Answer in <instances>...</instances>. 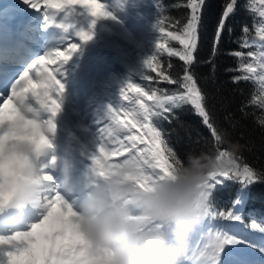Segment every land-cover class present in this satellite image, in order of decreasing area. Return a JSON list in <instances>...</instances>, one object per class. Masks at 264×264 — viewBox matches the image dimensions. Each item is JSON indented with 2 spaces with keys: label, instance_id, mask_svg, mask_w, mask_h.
Returning <instances> with one entry per match:
<instances>
[{
  "label": "snow or ice",
  "instance_id": "6c2138e0",
  "mask_svg": "<svg viewBox=\"0 0 264 264\" xmlns=\"http://www.w3.org/2000/svg\"><path fill=\"white\" fill-rule=\"evenodd\" d=\"M205 2L206 0H183L185 15L182 21L176 20L180 34L168 33L184 48L182 52L169 51L168 54L177 56L185 66L193 63ZM22 4L39 15L45 32L52 26L48 9L70 12H75L76 6L84 9L90 18L87 30L80 28L76 32L84 42L92 40V30L98 20L115 19L110 9L106 10V6L98 0H22ZM239 6L240 0H228L225 4L215 28L214 54L229 19L235 15ZM242 7L259 22L256 29L259 51H249L248 56L256 63L243 66L244 72L252 75L234 76L232 82L258 79L264 91V0H259V8L250 4L249 0H244ZM84 14L80 13L81 16ZM55 27L67 30L63 23H56ZM159 30L163 32L164 28L160 27ZM248 31L249 27L243 26L242 32ZM241 46L249 47V41L245 39ZM156 47L160 48L162 45L157 43ZM46 49L43 54L37 50L35 58L22 68L18 67L11 73L0 71V264H87L83 251L84 241L77 231L76 212L60 194L54 178L44 172L50 164L55 165L56 157L50 156L47 163H42V159L49 154L47 150H53L55 118L61 111L64 86L57 74L62 77L63 65L72 59V53H77L79 48L77 43H72L67 51ZM234 55L241 56L242 53L235 52ZM154 60L155 56L145 58L143 65L156 71ZM50 64L59 66L49 69ZM258 69L259 75L255 76ZM143 78L149 79L147 76ZM162 80L169 84L175 82L168 75H163ZM183 80L185 82L181 84L184 89L182 94H168L166 90L162 94H158L157 90L145 91L131 81L121 84L120 98L135 107L107 108L106 115L111 123L105 129H98V134L111 137L118 143V147L106 153L103 136H100L98 147L91 157L90 171L95 181L122 178L143 187L156 179L158 174L172 176L178 165H183L194 155L189 153L182 158L171 145L167 130L158 121H170L174 111L184 104L193 107L203 123L211 129L216 141H220V134L206 111V98L198 89L188 67H185ZM129 92L135 93V97L128 95ZM29 93L50 114L45 123L47 132L52 133L51 138L41 130L36 119L29 115L33 111L27 104ZM52 94H55V98L49 100ZM145 99L152 103L146 104ZM259 124L264 127V119ZM121 127L127 134L119 138L118 130ZM133 129L136 130L135 133L132 132ZM196 142H199V137ZM237 147L233 145V151ZM125 153L128 155L123 162H107L109 156H124ZM205 155L211 156L203 151L199 156ZM218 156L227 158V168L211 176L208 181L203 193L205 215L199 225L210 218L213 221L216 218L229 222L242 221L251 187L264 183V170L256 171L248 166L241 169L228 151H219ZM229 183L238 187L229 208L219 210L214 203L215 193ZM260 231L264 233V228ZM249 247L255 248L256 245L243 236L230 234L227 229L217 231L213 241L207 245V264H224L225 258L231 264H252L243 252V249ZM260 251L264 253V245L260 246Z\"/></svg>",
  "mask_w": 264,
  "mask_h": 264
},
{
  "label": "trees",
  "instance_id": "16d2710c",
  "mask_svg": "<svg viewBox=\"0 0 264 264\" xmlns=\"http://www.w3.org/2000/svg\"><path fill=\"white\" fill-rule=\"evenodd\" d=\"M227 2L228 0H206L193 63L185 66L177 56L168 54L169 51H184L179 41L168 35L169 32L180 34L176 20L182 21L185 15L183 0H150L148 36L145 39L147 42L142 41L146 51L140 53L143 60L155 56L153 63L156 71L144 66L142 62L137 65L134 76L127 77L125 74L126 77L121 76L119 79L122 83L131 81L138 84L149 92L157 90L158 94H162V91L166 90L168 94H182L184 89L181 84L185 82L183 77L185 67H188L198 89L206 98V111L220 134V141H216L211 129L203 123L193 107L184 104L174 111L170 121H158L167 130L173 148L182 158L189 153L199 156L202 151L210 153L211 156L217 155L219 151H228L241 169L248 166L260 171L264 170V127L259 124V121L264 119V107H262L264 91L258 79L249 81L241 79L238 83L232 82L234 76L252 75L245 73L243 66L247 63H256L248 56V52L259 51V38L256 36L259 22L244 11L242 7L244 0H240L241 6L229 19L218 50L214 54L215 28ZM249 3L259 8V0H249ZM256 16L258 17V13ZM245 25L249 27L247 33L242 32ZM160 27L164 28L163 32L159 30ZM245 39L249 41L247 48L241 46ZM157 43L162 47L157 48ZM235 52H240L242 55L235 56ZM229 69L234 70L229 71ZM119 71L122 73L121 70ZM259 71L258 69L255 76L259 75ZM163 75H168L175 82L169 84L163 81ZM144 76L149 79L145 80ZM144 102L152 103L146 99ZM198 137L199 142H196ZM233 145L238 146L235 151ZM138 147L142 146L138 145ZM237 187L238 185L229 183L227 187L217 190L214 196L217 209L229 208ZM250 192L242 213V221L229 222L220 218L213 221L210 218L203 223V227L214 233L227 229L230 234L243 236L256 245L255 248H246L247 251L264 260V253L260 251V246L264 245V233L260 231L264 228V183L253 185Z\"/></svg>",
  "mask_w": 264,
  "mask_h": 264
},
{
  "label": "clouds",
  "instance_id": "9594fccd",
  "mask_svg": "<svg viewBox=\"0 0 264 264\" xmlns=\"http://www.w3.org/2000/svg\"><path fill=\"white\" fill-rule=\"evenodd\" d=\"M226 168L218 154L190 156L172 176L158 174L143 187L98 181L75 211L87 264H184L208 181Z\"/></svg>",
  "mask_w": 264,
  "mask_h": 264
},
{
  "label": "rangeland",
  "instance_id": "374dc122",
  "mask_svg": "<svg viewBox=\"0 0 264 264\" xmlns=\"http://www.w3.org/2000/svg\"><path fill=\"white\" fill-rule=\"evenodd\" d=\"M98 2L103 3L106 6V10L110 9L115 19L98 20L95 28L92 30V40L84 42L79 39L75 32L80 28L87 30V24L90 18L84 9L76 6V11L73 12L74 17L67 18V22L73 26V32L71 31L72 33L68 32L66 34V43L60 50L70 48L72 43H77L79 51L72 53V60L68 65H63L62 77L57 76L58 79H62L61 82L65 86H68L69 83L74 84L71 91L69 90L67 92L65 90L66 93L74 94L75 97L79 98L83 97L85 102H87L83 107H78L75 110L77 112L76 114L81 117V120L72 119L67 123V131L70 134L69 138L67 137L68 141L73 148L77 144H81L84 148L91 151L93 155L98 147L97 141L101 135L103 136L106 153L118 147V143L111 137H108L106 134H98V129H105L111 123L106 115L107 108L129 109L135 107L134 105H130L128 101L120 98L119 85L121 86L122 83L119 78L125 74L127 77L134 76L137 65L143 62L142 53L140 52L146 51L143 48L142 41L148 36L147 24L150 16L148 13L150 0H98ZM8 9H14L23 14L31 10L22 4V0H0V14ZM81 12L85 14L81 16ZM146 42L147 40L144 43ZM108 47L116 50L122 56V59H124L126 68L122 70V73L115 66L113 61L114 57L110 56L108 49H106ZM25 54L26 56L29 54L32 55L31 52ZM3 61L6 60H0L1 63H5ZM23 61L25 64L22 65L26 66L28 60ZM109 81L115 82L116 84L110 86L108 84ZM128 95L133 96L134 93L129 92ZM66 99L69 100L68 98ZM69 101L74 102L73 104L76 103L78 106L73 98ZM40 122L37 124L39 125ZM46 133L47 137H52V133L47 131ZM57 134H54V136ZM126 134L127 131L122 127L118 130L119 138H122ZM49 154L42 159V162L45 163L50 156L57 158L61 155L55 152H50ZM68 155L72 158L73 155L75 156L72 149L68 150ZM97 155H99V152H97ZM127 155L125 153L124 156H109L107 162L121 163L127 158ZM56 161L58 160L56 159ZM81 161L82 165L80 170L84 174L90 175L91 163L84 162L82 158ZM49 169L52 168L50 167ZM44 172L48 174L47 171L44 170ZM60 194L70 204L71 196L63 195L62 191H60ZM72 207L75 211L78 208L76 205H72ZM214 234L212 231L205 230L203 224L199 225L190 238L189 251L184 264H207V245L213 241ZM243 252L252 264H264V260L249 253L246 248L243 249ZM224 264H231V262L225 258Z\"/></svg>",
  "mask_w": 264,
  "mask_h": 264
},
{
  "label": "bare ground",
  "instance_id": "6f19581e",
  "mask_svg": "<svg viewBox=\"0 0 264 264\" xmlns=\"http://www.w3.org/2000/svg\"><path fill=\"white\" fill-rule=\"evenodd\" d=\"M48 11L50 14V23H52V26L49 27L46 32L42 29L41 19L39 15L35 13L34 10H30V13L25 12L24 14L14 9H8L5 12H1L2 14H0V57H2V55L4 54V56L6 58H9V60H15L16 62H0V71H7L9 73L15 71L18 67H20V62H18L19 60H16V58H21L26 53V51L31 52V54H33L31 59L28 61V63H30L31 60L35 58L37 50H39L40 54H43L44 50H47L46 48H54L60 50V48L64 46L67 40L66 34L71 31L73 32V26H71L67 22V18L69 19L70 17H74V14L70 11H59L51 8L48 9ZM29 16L31 17L27 18ZM57 21L63 23L65 25V29L67 30H64L63 32H58L53 26V24ZM42 45H45V49L41 47ZM67 50L68 48H64L61 51ZM71 60H69L66 65H68ZM56 66L57 65H48L49 69H54V67ZM53 95L54 94L49 96V100L53 99L51 97ZM65 96L66 94L63 93L62 98ZM27 104L33 110L30 114H36L44 117L46 116V118H42L41 122L39 123L41 130L46 132L47 125L45 121L50 117L47 108H45L43 104L38 103L36 99L31 96L30 93L28 94ZM61 106H64L66 108L70 107L69 103H61ZM68 111H70V109H68ZM69 120H72V117L63 111L61 113L60 120L55 118V134H58L52 137V152H55L56 154H61L59 157L56 158L58 160L56 163L60 164V166H58L56 163L54 166H51L50 164V167L52 169H49V167L44 170L47 171L48 174H50L54 178L59 190L61 191L62 189L63 195H70L72 197V199L70 200V205L79 206V204L90 193H92L97 181L94 180V177L92 176L91 172L90 175H86L80 170V166L82 165L81 159H77V156L74 155L73 158L68 155V150L71 149L73 151V154L79 155V152H77L78 150L73 148V146H71L70 142L68 141L70 134L69 131H67V123ZM47 151H49V153L51 152V150ZM47 159L49 160V158ZM48 160L45 161V163H47ZM84 160L87 162L89 161L87 158H85Z\"/></svg>",
  "mask_w": 264,
  "mask_h": 264
}]
</instances>
